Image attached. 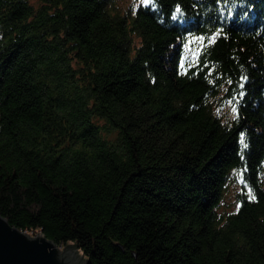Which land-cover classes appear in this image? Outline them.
<instances>
[{"label": "trees", "instance_id": "1", "mask_svg": "<svg viewBox=\"0 0 264 264\" xmlns=\"http://www.w3.org/2000/svg\"><path fill=\"white\" fill-rule=\"evenodd\" d=\"M118 1L0 0V214L85 264H264V0Z\"/></svg>", "mask_w": 264, "mask_h": 264}, {"label": "water", "instance_id": "2", "mask_svg": "<svg viewBox=\"0 0 264 264\" xmlns=\"http://www.w3.org/2000/svg\"><path fill=\"white\" fill-rule=\"evenodd\" d=\"M0 264H85V260L73 245L58 248L42 232L30 235L0 214Z\"/></svg>", "mask_w": 264, "mask_h": 264}, {"label": "rangeland", "instance_id": "3", "mask_svg": "<svg viewBox=\"0 0 264 264\" xmlns=\"http://www.w3.org/2000/svg\"><path fill=\"white\" fill-rule=\"evenodd\" d=\"M143 2H146V0H142ZM131 2H134L133 0H119L118 1V5L121 7V8H125L129 3H131ZM226 203L227 204H231L232 203V198H231V196L230 195H228L227 196V198H226ZM27 233H29L30 235H34V234H36V232H27ZM62 247H64V246H58V248H62Z\"/></svg>", "mask_w": 264, "mask_h": 264}, {"label": "snow or ice", "instance_id": "4", "mask_svg": "<svg viewBox=\"0 0 264 264\" xmlns=\"http://www.w3.org/2000/svg\"><path fill=\"white\" fill-rule=\"evenodd\" d=\"M176 11H177V12H180L179 7H177ZM215 35H216V34H214L213 37H211V38L209 39V43H211V42L214 41V39H215ZM200 39H203V38L201 37ZM229 83H231V82H229ZM241 87H243V85H241ZM242 95H243V93H241V96H242ZM230 103H231V101H230ZM232 111H233L234 113L236 112V108H235V106H233ZM241 141L243 142V134H241ZM249 199H253V200L255 199V196L252 195L251 189H249ZM237 209H239V205H237Z\"/></svg>", "mask_w": 264, "mask_h": 264}]
</instances>
